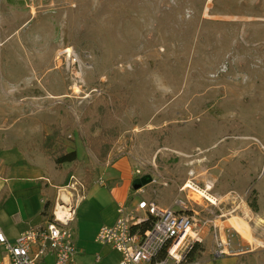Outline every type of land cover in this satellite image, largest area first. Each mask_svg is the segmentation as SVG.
<instances>
[{
	"label": "rangeland",
	"instance_id": "374dc122",
	"mask_svg": "<svg viewBox=\"0 0 264 264\" xmlns=\"http://www.w3.org/2000/svg\"><path fill=\"white\" fill-rule=\"evenodd\" d=\"M105 102L120 132L101 164L81 119ZM59 121L79 163L56 180L40 145ZM23 164L52 182L39 181L53 193L41 223L75 209L88 171L95 183L128 173L87 195L72 223L79 250L103 249L113 188L127 181L169 208L193 180L218 199L196 207L199 219L231 241L230 255L215 259L213 243L203 257L264 264V0H0V176Z\"/></svg>",
	"mask_w": 264,
	"mask_h": 264
},
{
	"label": "built area",
	"instance_id": "2783aa9c",
	"mask_svg": "<svg viewBox=\"0 0 264 264\" xmlns=\"http://www.w3.org/2000/svg\"><path fill=\"white\" fill-rule=\"evenodd\" d=\"M212 188L203 189L189 180L169 208L132 192L119 204L116 222L99 229L95 243L117 253V264H202L204 248L213 243L215 259L230 255L231 241H215L212 225L198 217L197 206L217 204ZM54 216L15 239H9L0 227V248L9 264H80L72 227L75 211L65 212L62 218L55 211ZM101 261L98 255L94 263Z\"/></svg>",
	"mask_w": 264,
	"mask_h": 264
},
{
	"label": "crops",
	"instance_id": "0c3cea01",
	"mask_svg": "<svg viewBox=\"0 0 264 264\" xmlns=\"http://www.w3.org/2000/svg\"><path fill=\"white\" fill-rule=\"evenodd\" d=\"M44 158L50 163V169H52V173H49L48 175L53 179H56L58 171L56 170V167H54V161L52 158L45 155L43 156V159ZM16 170L18 171L13 174L8 172V174L0 176V227L9 239H15L21 233L27 231L30 227L42 225L45 223V221H47L44 220L43 223H41L43 218L41 214L44 210L46 202L50 200L53 194L48 192L50 189L45 191L42 187L43 185H40L39 183V181L44 180L49 185H52V182L49 179L43 178L46 174L44 173V170L32 169L26 164L19 166V168H16ZM107 172V175L101 177V179H98L96 183L93 180V184L90 186L89 190L87 189L88 186H86L85 194L82 197V200L74 209V222L79 215L84 201L87 199V195H94L96 193L99 194L100 187L108 188L110 185L109 183L112 181H119L123 178L128 179V173H126V171L117 169L116 167L114 169H107ZM100 182H103V185H101ZM126 184V186H117L113 188V191L110 194L108 193L112 199L111 206L113 207V213L106 221V225H112L116 222L119 204L124 202L132 193V189H130L129 183L127 181ZM57 196H60V193H58ZM36 209L39 210L38 216H34ZM98 231L99 230H97V232ZM97 253H102V255H104V257H102L101 263L99 264H117L119 261V255L105 247H103V249H99L93 245H86V247L80 250L78 262L80 264H95V257L100 255H97ZM89 258H91L92 261ZM84 259H87L88 263H85ZM0 264H9V257L5 252L2 251L1 248ZM202 264L213 263L209 261L207 256H204L202 258ZM217 264L226 263L222 261L218 262Z\"/></svg>",
	"mask_w": 264,
	"mask_h": 264
},
{
	"label": "trees",
	"instance_id": "16d2710c",
	"mask_svg": "<svg viewBox=\"0 0 264 264\" xmlns=\"http://www.w3.org/2000/svg\"><path fill=\"white\" fill-rule=\"evenodd\" d=\"M107 103L99 104L95 111L89 110L81 119L82 129L87 135L85 142L101 164H106L109 161V156L120 132L119 122L112 117ZM65 129V123L59 121L51 127L50 133L43 135L40 145V151L45 156L52 158L58 170H62L65 165L76 166L79 163L78 153L75 150L69 151V148L61 143ZM94 178V173L88 171L86 174L88 190L93 184ZM49 206L50 202H46L41 214L42 217L48 216ZM249 207L255 213L259 212L256 200L251 201Z\"/></svg>",
	"mask_w": 264,
	"mask_h": 264
},
{
	"label": "bare ground",
	"instance_id": "6f19581e",
	"mask_svg": "<svg viewBox=\"0 0 264 264\" xmlns=\"http://www.w3.org/2000/svg\"><path fill=\"white\" fill-rule=\"evenodd\" d=\"M57 63L60 66V61H58ZM56 212H57L58 217H60V218H62L63 215L65 214V211H64V209L61 206H58L56 208ZM232 224L234 226L233 228L238 232V234L240 236H242L243 238H246V239L250 238L249 233L247 231V228L242 223L235 222V223H232Z\"/></svg>",
	"mask_w": 264,
	"mask_h": 264
},
{
	"label": "water",
	"instance_id": "95a60500",
	"mask_svg": "<svg viewBox=\"0 0 264 264\" xmlns=\"http://www.w3.org/2000/svg\"><path fill=\"white\" fill-rule=\"evenodd\" d=\"M142 187V184L140 183V182H136L135 184H134V190H138V189H140Z\"/></svg>",
	"mask_w": 264,
	"mask_h": 264
}]
</instances>
